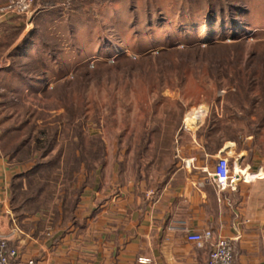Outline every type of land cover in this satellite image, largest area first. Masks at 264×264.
<instances>
[{
  "label": "rangeland",
  "instance_id": "rangeland-1",
  "mask_svg": "<svg viewBox=\"0 0 264 264\" xmlns=\"http://www.w3.org/2000/svg\"><path fill=\"white\" fill-rule=\"evenodd\" d=\"M32 7L0 17V153L33 169L17 201L57 217L85 168L111 171L125 153L131 173L135 160L171 162L184 123L264 154V0Z\"/></svg>",
  "mask_w": 264,
  "mask_h": 264
},
{
  "label": "crops",
  "instance_id": "crops-1",
  "mask_svg": "<svg viewBox=\"0 0 264 264\" xmlns=\"http://www.w3.org/2000/svg\"><path fill=\"white\" fill-rule=\"evenodd\" d=\"M205 125L179 128L171 162L135 160L131 173L125 153L111 171L109 162L83 169L69 210L58 208L57 217L42 204L33 208V197L17 201L16 187L27 190L33 169L0 153V233L19 251L17 261L208 264L212 245L199 247L187 234L210 230L233 241L234 264H264V154L251 137L245 148L236 139L216 145ZM223 156L239 161L235 189L219 190L213 177Z\"/></svg>",
  "mask_w": 264,
  "mask_h": 264
},
{
  "label": "built area",
  "instance_id": "built-area-1",
  "mask_svg": "<svg viewBox=\"0 0 264 264\" xmlns=\"http://www.w3.org/2000/svg\"><path fill=\"white\" fill-rule=\"evenodd\" d=\"M34 3L35 0H9L0 7V17L27 15ZM213 177L219 190L235 189L237 180L233 176L232 165L228 157L219 158ZM187 239L199 247L206 244L212 245L213 249L210 252L208 264H234V248L231 239L217 238V242L214 244V234L210 230L203 233L190 232L187 234ZM18 258L19 251L11 248L8 239L0 235V264H39L35 259L18 262Z\"/></svg>",
  "mask_w": 264,
  "mask_h": 264
},
{
  "label": "water",
  "instance_id": "water-1",
  "mask_svg": "<svg viewBox=\"0 0 264 264\" xmlns=\"http://www.w3.org/2000/svg\"><path fill=\"white\" fill-rule=\"evenodd\" d=\"M40 8H41V7L38 6V9H40ZM38 9H37V10H38ZM37 10H36V11H37ZM36 11H35V12H36ZM33 14H34V9H33V7H32V8L30 9V11H29V15H30V16H33ZM237 162L239 163V161H237ZM237 165L239 166V164H237ZM0 235L6 237V235H5L4 233H0ZM216 242H217V237H214V239H213V243L216 244Z\"/></svg>",
  "mask_w": 264,
  "mask_h": 264
},
{
  "label": "trees",
  "instance_id": "trees-1",
  "mask_svg": "<svg viewBox=\"0 0 264 264\" xmlns=\"http://www.w3.org/2000/svg\"><path fill=\"white\" fill-rule=\"evenodd\" d=\"M37 145H38V143H37ZM44 145V147L42 148L43 150H44V153H46L48 150H49V147H45L46 145L45 144H43ZM50 146L51 145V140L49 141V143L47 144V146Z\"/></svg>",
  "mask_w": 264,
  "mask_h": 264
},
{
  "label": "bare ground",
  "instance_id": "bare-ground-1",
  "mask_svg": "<svg viewBox=\"0 0 264 264\" xmlns=\"http://www.w3.org/2000/svg\"><path fill=\"white\" fill-rule=\"evenodd\" d=\"M192 120H193L192 118L189 119L190 122H191Z\"/></svg>",
  "mask_w": 264,
  "mask_h": 264
}]
</instances>
